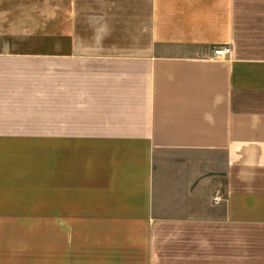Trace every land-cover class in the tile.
Wrapping results in <instances>:
<instances>
[{
	"label": "crops",
	"instance_id": "1",
	"mask_svg": "<svg viewBox=\"0 0 264 264\" xmlns=\"http://www.w3.org/2000/svg\"><path fill=\"white\" fill-rule=\"evenodd\" d=\"M0 264H264V0H0Z\"/></svg>",
	"mask_w": 264,
	"mask_h": 264
},
{
	"label": "built area",
	"instance_id": "2",
	"mask_svg": "<svg viewBox=\"0 0 264 264\" xmlns=\"http://www.w3.org/2000/svg\"><path fill=\"white\" fill-rule=\"evenodd\" d=\"M231 49L229 46H216L212 49L214 57H223L230 53Z\"/></svg>",
	"mask_w": 264,
	"mask_h": 264
}]
</instances>
